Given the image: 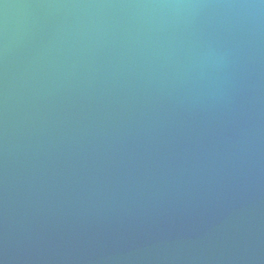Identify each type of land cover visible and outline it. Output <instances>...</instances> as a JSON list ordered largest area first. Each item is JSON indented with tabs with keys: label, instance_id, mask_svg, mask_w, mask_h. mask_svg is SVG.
I'll return each mask as SVG.
<instances>
[{
	"label": "water",
	"instance_id": "water-1",
	"mask_svg": "<svg viewBox=\"0 0 264 264\" xmlns=\"http://www.w3.org/2000/svg\"><path fill=\"white\" fill-rule=\"evenodd\" d=\"M0 264H264V0H0Z\"/></svg>",
	"mask_w": 264,
	"mask_h": 264
}]
</instances>
